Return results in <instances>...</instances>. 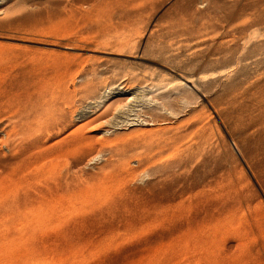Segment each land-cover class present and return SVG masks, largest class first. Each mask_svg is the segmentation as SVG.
Wrapping results in <instances>:
<instances>
[{
  "label": "rangeland",
  "instance_id": "374dc122",
  "mask_svg": "<svg viewBox=\"0 0 264 264\" xmlns=\"http://www.w3.org/2000/svg\"><path fill=\"white\" fill-rule=\"evenodd\" d=\"M0 264H264V0H0Z\"/></svg>",
  "mask_w": 264,
  "mask_h": 264
},
{
  "label": "bare ground",
  "instance_id": "6f19581e",
  "mask_svg": "<svg viewBox=\"0 0 264 264\" xmlns=\"http://www.w3.org/2000/svg\"><path fill=\"white\" fill-rule=\"evenodd\" d=\"M182 84L184 85V86H187V84L186 83H184V82H182ZM34 145V144H33ZM33 145H32V147H33ZM35 146V145H34Z\"/></svg>",
  "mask_w": 264,
  "mask_h": 264
}]
</instances>
